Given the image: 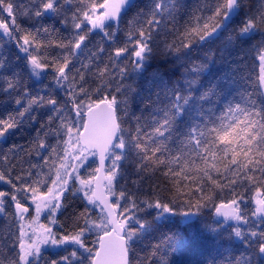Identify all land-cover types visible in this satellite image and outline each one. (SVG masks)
I'll return each instance as SVG.
<instances>
[{"label": "snow or ice", "instance_id": "6c2138e0", "mask_svg": "<svg viewBox=\"0 0 264 264\" xmlns=\"http://www.w3.org/2000/svg\"><path fill=\"white\" fill-rule=\"evenodd\" d=\"M0 264H264V0H0Z\"/></svg>", "mask_w": 264, "mask_h": 264}]
</instances>
